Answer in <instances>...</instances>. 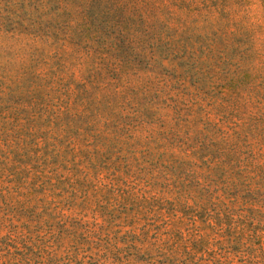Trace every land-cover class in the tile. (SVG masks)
<instances>
[{"label": "rangeland", "instance_id": "374dc122", "mask_svg": "<svg viewBox=\"0 0 264 264\" xmlns=\"http://www.w3.org/2000/svg\"><path fill=\"white\" fill-rule=\"evenodd\" d=\"M0 264H264V0H0Z\"/></svg>", "mask_w": 264, "mask_h": 264}]
</instances>
